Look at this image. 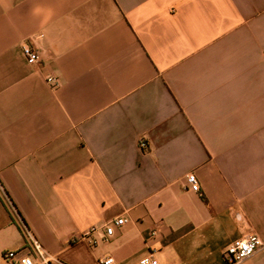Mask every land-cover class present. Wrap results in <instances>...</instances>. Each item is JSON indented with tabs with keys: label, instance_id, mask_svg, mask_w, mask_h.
<instances>
[{
	"label": "crops",
	"instance_id": "0c3cea01",
	"mask_svg": "<svg viewBox=\"0 0 264 264\" xmlns=\"http://www.w3.org/2000/svg\"><path fill=\"white\" fill-rule=\"evenodd\" d=\"M27 230L95 264H230L256 233L233 264H264V0H0V264Z\"/></svg>",
	"mask_w": 264,
	"mask_h": 264
},
{
	"label": "built area",
	"instance_id": "2783aa9c",
	"mask_svg": "<svg viewBox=\"0 0 264 264\" xmlns=\"http://www.w3.org/2000/svg\"><path fill=\"white\" fill-rule=\"evenodd\" d=\"M23 54L31 65H36L40 61L41 52L40 49L31 41H27L22 46ZM50 83L56 85L60 84V80L57 77L51 76L48 78ZM140 147L146 149L148 142L146 139L140 141ZM188 179L193 187H199V181L195 173H189ZM127 222L125 217L119 218L114 223L105 225V231L108 235L114 233V224L124 225ZM97 227H93L88 233L89 235L96 231ZM28 237V245L17 250H8L4 253V257L9 264H57L58 257L49 253L42 247L38 240L34 238L30 230L26 231ZM96 243V241H94ZM262 240L256 233L234 241L226 251V259L228 263L233 264L239 261H243L251 257L261 246ZM101 264H116V259L113 256L105 257L101 260ZM133 264H160V262L154 257L153 254L145 256Z\"/></svg>",
	"mask_w": 264,
	"mask_h": 264
},
{
	"label": "rangeland",
	"instance_id": "374dc122",
	"mask_svg": "<svg viewBox=\"0 0 264 264\" xmlns=\"http://www.w3.org/2000/svg\"><path fill=\"white\" fill-rule=\"evenodd\" d=\"M92 250L93 248L88 243L80 242L71 250L59 254L58 264H95Z\"/></svg>",
	"mask_w": 264,
	"mask_h": 264
}]
</instances>
